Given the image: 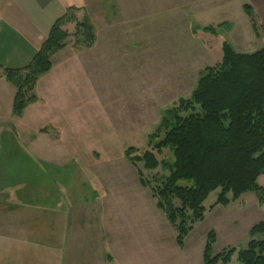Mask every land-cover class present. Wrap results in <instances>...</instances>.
Masks as SVG:
<instances>
[{"label": "rangeland", "instance_id": "obj_1", "mask_svg": "<svg viewBox=\"0 0 264 264\" xmlns=\"http://www.w3.org/2000/svg\"><path fill=\"white\" fill-rule=\"evenodd\" d=\"M83 15L93 28L89 49L95 46L80 59L76 83L84 82L73 92V108L63 112L56 104L43 116L36 114L41 107L29 109L16 127L0 125V220L34 225L12 228L15 234L56 237L52 250L37 248L49 253L50 264H58L57 249L72 250L83 264H101L105 253L112 264H203L209 233L215 239L213 257L244 250L250 229L264 220V193H245L226 207L215 205L219 190L211 193L202 204L203 220L178 247L176 228L141 186L125 152L133 148L130 156H135L152 148L149 137L157 134L165 111L188 99L202 72L221 62L223 44L239 54L262 49L263 22L254 12L256 31L243 13L230 18L233 28L217 25L220 20L170 13L129 19L105 9L78 17ZM64 29L73 32L74 26ZM72 45L70 38L67 47ZM155 155L167 166L172 163L169 149ZM166 167L145 172L136 165L144 178L168 176ZM257 184L264 187V176ZM9 228L3 227L2 234ZM26 245L34 251L33 244Z\"/></svg>", "mask_w": 264, "mask_h": 264}, {"label": "trees", "instance_id": "obj_2", "mask_svg": "<svg viewBox=\"0 0 264 264\" xmlns=\"http://www.w3.org/2000/svg\"><path fill=\"white\" fill-rule=\"evenodd\" d=\"M251 20L253 11L243 7ZM81 10L69 8L55 21L31 63L19 70L2 69L1 78L14 90L11 116L19 119L37 98V80L51 68V59L73 39L74 50L89 49L94 43L93 28ZM252 29L256 31L253 20ZM74 26L73 32L64 29ZM162 137L157 142L152 138ZM152 148L139 155L133 148L125 152L137 170L142 187L148 188L168 223L176 228L178 247L193 225L203 220V202L219 190L215 205L226 207L245 193H264L257 180L264 176V47L252 54H239L223 44L221 62L206 68L188 99L165 111L157 134L149 137ZM169 149L172 163L159 162L155 154ZM145 172L167 166L169 175L149 178ZM185 182V183H181ZM229 196V198H228ZM263 198H259V202ZM246 248L227 250L212 256L214 235L208 234L203 264H264V220L249 231Z\"/></svg>", "mask_w": 264, "mask_h": 264}, {"label": "crops", "instance_id": "obj_3", "mask_svg": "<svg viewBox=\"0 0 264 264\" xmlns=\"http://www.w3.org/2000/svg\"><path fill=\"white\" fill-rule=\"evenodd\" d=\"M244 6H249L256 18L264 24V0H0V112L2 111L0 125L8 122L16 127L18 120L23 119L29 109L37 110L41 107L40 112L36 114L43 116L50 113L51 108L56 109L54 108L56 104L63 112L73 108L71 103L73 92H76L75 90L79 92L84 82L79 81L81 86L76 83L78 82L76 73L82 66L80 59L92 51L95 44L86 52L65 47L54 55L51 59V70L41 76L35 85L34 94L37 101L25 109L18 120L11 116L15 90L1 78L2 69L19 70L31 63L55 21L69 8L85 11L88 14L111 9L120 13V18L129 19L155 18L170 13L171 16L191 20L205 18L220 20L217 25L228 26L229 23L228 27L233 28L229 20L237 17V14L240 16V13L245 15ZM195 25L197 26L196 23ZM207 27L209 28L210 25L201 28L208 29ZM91 91L90 89V107ZM44 99L47 101L44 102ZM87 102L85 100L82 103L88 107ZM45 125L50 123L42 124ZM58 139L61 140L60 137ZM2 211L5 209L2 208ZM5 226L11 228L9 234H2V228ZM33 226L29 222L0 220V264H50L49 253L38 252L37 248L40 246L47 251L52 250L56 237L50 239L48 233L34 236L31 235V231H27V235H19L12 230L15 227ZM27 243L33 244L34 251L28 250ZM71 251L66 254L57 249L58 264H83L72 257L75 252ZM103 259L105 262L101 264L113 262L112 256L109 257L106 253Z\"/></svg>", "mask_w": 264, "mask_h": 264}]
</instances>
